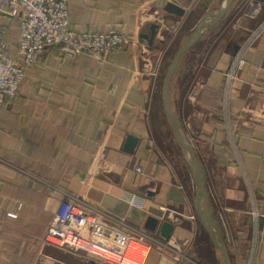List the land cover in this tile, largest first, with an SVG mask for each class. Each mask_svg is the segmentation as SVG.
Here are the masks:
<instances>
[{
    "label": "crops",
    "instance_id": "1",
    "mask_svg": "<svg viewBox=\"0 0 264 264\" xmlns=\"http://www.w3.org/2000/svg\"><path fill=\"white\" fill-rule=\"evenodd\" d=\"M167 3L180 6L185 14L166 13ZM249 3L233 0L224 18L210 25L188 52L193 55L205 45L204 60L183 56L170 101L182 136L195 141L207 193L201 205L209 211L217 240L226 233L238 236L233 242L236 264L247 259L252 236L248 187L254 189L263 215L257 264H264V30L247 53V67L233 92V125L245 173L228 147L222 120L224 73L239 46L264 21V7L253 19ZM68 4L71 29L122 32L129 44L105 62L87 56L62 62L59 50L49 48L29 70L16 98L0 106V264H89L82 255L43 241L63 199L61 192L137 228L145 229L150 216L162 215L155 233L160 235L163 222L172 224L170 252L176 253L153 249L146 264H181L180 258L186 257L179 249L198 242L204 233L220 252L199 211L196 178L195 183L189 174L184 178L159 152L147 93L150 81L139 73L146 62L163 54L169 35L163 28L153 45L142 38L150 36L158 15L172 32L185 30L180 42L188 44L202 20L219 14L226 0H69ZM19 24L18 17L3 21L5 53L12 57ZM128 136L139 140L133 153L124 148ZM101 154L109 168L87 178ZM137 167L143 172L137 173ZM133 195L140 203H130ZM221 215L229 227L221 223Z\"/></svg>",
    "mask_w": 264,
    "mask_h": 264
},
{
    "label": "built area",
    "instance_id": "2",
    "mask_svg": "<svg viewBox=\"0 0 264 264\" xmlns=\"http://www.w3.org/2000/svg\"><path fill=\"white\" fill-rule=\"evenodd\" d=\"M68 2L69 0H0V106L16 98L29 70L49 48L59 50L62 62L79 56L105 62L111 54L123 51L128 46L129 38L122 32L87 33L71 29ZM263 7L264 3L258 2L249 13L251 18H256ZM8 16L20 19L17 51L13 57L5 53L8 46L3 21ZM155 23L169 35L172 32L163 16L158 15ZM263 30L264 21L239 46L224 73L223 126L235 162L244 173L237 132L233 125V92L235 83L240 80L242 72L247 67V53ZM161 59L162 56L154 62H146L139 73L140 77L149 79V93L157 86ZM108 168L105 154H101L86 177L91 178ZM136 172L142 173L143 168L137 167ZM248 192L251 202L249 216L252 236L246 264H257L263 241L261 223L263 215L251 185ZM61 196L63 199L44 237L45 244L51 243L74 254H82L88 259L89 264H146L151 250L174 249L173 235L169 240H165L156 233L137 228L78 197L66 192H61ZM129 201L132 204L140 203L134 195L130 196Z\"/></svg>",
    "mask_w": 264,
    "mask_h": 264
},
{
    "label": "rangeland",
    "instance_id": "3",
    "mask_svg": "<svg viewBox=\"0 0 264 264\" xmlns=\"http://www.w3.org/2000/svg\"><path fill=\"white\" fill-rule=\"evenodd\" d=\"M257 4H258V0H251V4L249 3L250 10L252 9V7L254 8L255 6H257ZM168 27L170 28L169 24ZM177 29L173 30L172 34L168 35L167 41L164 44L165 46L162 52L163 54L161 59V72L157 86H155L152 93L149 92L147 93L149 97L150 114L153 119V127H154L153 137L156 140L157 146L160 150L159 152L161 154H164L165 158L168 161H171V163L174 165V168L176 169V171L180 173V175L186 178L187 177L186 175L189 174L190 176H192L191 177L192 181L195 183V173H194L195 170L192 164V160L179 144L174 134L173 128L171 126V122L166 115L163 105V84L166 74L178 51L184 45H186V44L182 45V43L180 42L185 30L182 31L181 28L179 30ZM203 51H205V45H203L201 48L199 47L194 53H192L193 55L187 53L186 58L191 61L193 60L197 61L198 59L199 61L200 60L202 61L205 58V56H203L204 53ZM205 52H207V48ZM186 140L190 143L193 149L196 147L195 141L193 139H186ZM222 211L224 210H220V212ZM220 221L222 224L223 222H225L228 225V220H226L225 217H223L222 215L220 216ZM222 238H223L222 242L226 247L228 257L230 258L229 261L231 262V264H236L238 257L236 256L237 253H236V249L234 248L233 242L236 241L238 236L236 237L234 234L229 235V233L228 234L226 233ZM198 242L201 244H198ZM198 242L197 240H195L193 245H187L179 249V253L182 251L181 257H186V258H180L181 264H224L220 252L212 248L206 233H204V235L198 238ZM168 253L175 255L176 252L171 253L170 250H168ZM214 254H216V259L214 257ZM82 256L85 258L84 260L88 261V259H86L84 255ZM247 257H248V251H247ZM246 261L247 259L245 260V264Z\"/></svg>",
    "mask_w": 264,
    "mask_h": 264
},
{
    "label": "water",
    "instance_id": "4",
    "mask_svg": "<svg viewBox=\"0 0 264 264\" xmlns=\"http://www.w3.org/2000/svg\"><path fill=\"white\" fill-rule=\"evenodd\" d=\"M259 3H264V0H258ZM233 0H226V4L223 7V9L221 10V12L219 14H217L214 18H205L202 20V22L200 23L196 35L193 38V40L191 42H189L188 44H186L185 46H183L178 53L176 54V56L174 57L172 64L166 74L165 80H164V84H163V105H164V109L166 112L167 117L169 118L170 122H171V126L173 128L174 134L179 142V144L181 145V147L185 150V152L189 155L190 159L192 160L193 166H194V173H195V178H196V184L198 186V194H197V204L199 207V211L202 215L203 218V223L205 225V227L207 228L209 234H210V238L211 241L213 243V245L215 246L216 249H218L221 254L222 257L224 259L225 264H230L229 263V259H228V253L227 250L225 248L224 243L220 240L218 241L216 238V232L214 231V229L212 228V226L209 223V211L207 208H203L201 205V201L206 199L207 193H206V188L204 186V182H203V176H202V170H201V166L200 163L197 159V156L195 154L194 149L192 148V146L190 145V143L182 136L181 131H180V127H179V121L178 118L176 117L172 106H171V101H170V87L173 81V78L179 68L180 62L183 58V56L185 54H187L195 45H197L202 38L204 37V34L207 30V28L220 21L221 19L224 18L225 14L227 13L228 9L230 8V6L232 5ZM164 11L166 13H170V14H174L176 16H183L185 14V10L183 8H181L180 6L174 4V3H167ZM151 34L149 35H142V38L146 39L149 41L150 45H153L154 40L157 36V32H158V25L157 24H152L151 25ZM138 138L134 137V136H128L126 143H125V150L129 153H133L137 144H138ZM158 217L155 216H150L147 219V222L145 224V229L149 232L155 233L160 225V216L162 215H158ZM174 231V226L168 222H163L161 227H160V235L163 239L165 240H169L170 237L172 236V233Z\"/></svg>",
    "mask_w": 264,
    "mask_h": 264
},
{
    "label": "trees",
    "instance_id": "5",
    "mask_svg": "<svg viewBox=\"0 0 264 264\" xmlns=\"http://www.w3.org/2000/svg\"><path fill=\"white\" fill-rule=\"evenodd\" d=\"M16 22L18 23V21H16ZM17 25H18V24H16V23H15V25H14V26H15V27H17ZM170 88H171V87H170ZM13 100H14V99H13ZM10 101H11V100H10Z\"/></svg>",
    "mask_w": 264,
    "mask_h": 264
}]
</instances>
